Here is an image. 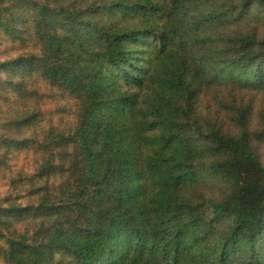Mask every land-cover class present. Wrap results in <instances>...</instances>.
Segmentation results:
<instances>
[{
  "label": "trees",
  "instance_id": "16d2710c",
  "mask_svg": "<svg viewBox=\"0 0 264 264\" xmlns=\"http://www.w3.org/2000/svg\"><path fill=\"white\" fill-rule=\"evenodd\" d=\"M251 94L264 0H0V261L264 264Z\"/></svg>",
  "mask_w": 264,
  "mask_h": 264
},
{
  "label": "rangeland",
  "instance_id": "374dc122",
  "mask_svg": "<svg viewBox=\"0 0 264 264\" xmlns=\"http://www.w3.org/2000/svg\"><path fill=\"white\" fill-rule=\"evenodd\" d=\"M252 98L256 97V105L260 106V108L264 109V95H258V96H253L252 94L250 95ZM212 104H210V110L213 115L216 114V110L219 109L217 105L213 102L212 99L208 98ZM224 103H227V100H223ZM69 108V105L65 103L63 105V110ZM62 110V111H63ZM221 115H224L222 113ZM60 118L64 119L65 113L59 114ZM221 118V117H220ZM221 121V119H219ZM62 123V120L59 121V125ZM34 160H32L31 156H27L26 153H15L13 156L10 158V163L9 167L10 170L8 173L10 174H31L32 173V168H33ZM9 191L7 181L4 179V175L0 173V199H3L4 195L7 194ZM0 264H3L0 261Z\"/></svg>",
  "mask_w": 264,
  "mask_h": 264
}]
</instances>
